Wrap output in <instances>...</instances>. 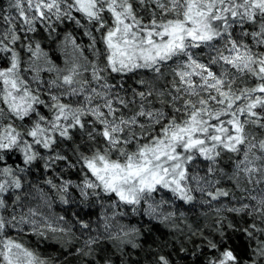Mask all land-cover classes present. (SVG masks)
Segmentation results:
<instances>
[{
    "label": "snow or ice",
    "instance_id": "snow-or-ice-1",
    "mask_svg": "<svg viewBox=\"0 0 264 264\" xmlns=\"http://www.w3.org/2000/svg\"><path fill=\"white\" fill-rule=\"evenodd\" d=\"M76 191L96 221L55 210ZM184 206L213 217L187 225L204 264H264V0H8L0 264H55L47 241L96 264L142 247L129 214L177 228Z\"/></svg>",
    "mask_w": 264,
    "mask_h": 264
},
{
    "label": "trees",
    "instance_id": "trees-1",
    "mask_svg": "<svg viewBox=\"0 0 264 264\" xmlns=\"http://www.w3.org/2000/svg\"><path fill=\"white\" fill-rule=\"evenodd\" d=\"M8 7V0H0V9H6ZM7 13L5 12L4 15ZM34 175H41L39 172ZM75 172L69 174L68 177L76 178ZM84 208L80 204H69L63 205L62 211H67L68 214L72 212H78L85 219L89 216L93 220L98 213V207L87 206ZM144 218V217H143ZM139 226L143 225V236L140 241L142 247L139 249H126V255L128 256L127 262L129 264H154L155 254L159 252L170 253L171 259L174 264H204L205 257L204 254L199 251L200 247H203V243L199 238H195V242L187 245L188 249L185 251H180L177 242L172 239L170 233L161 224L153 221H148L145 218H138ZM237 245L240 244L241 238L236 236L234 238ZM253 247V244L250 245ZM39 250L50 256L55 261V264H78L82 258H77L74 251L69 249H63L59 245L54 243H40ZM96 256L104 262L105 257H110L114 264H125L123 256L117 252L109 244L104 247H98L96 250Z\"/></svg>",
    "mask_w": 264,
    "mask_h": 264
},
{
    "label": "rangeland",
    "instance_id": "rangeland-1",
    "mask_svg": "<svg viewBox=\"0 0 264 264\" xmlns=\"http://www.w3.org/2000/svg\"><path fill=\"white\" fill-rule=\"evenodd\" d=\"M45 47L51 49L54 46L45 43ZM68 178H70V177H68ZM70 179H73L74 181H76V180L79 179V177L76 176V178H70ZM73 199L75 201L73 204H80L85 209L88 208L87 207V206H89L88 204L81 203L82 198L79 196L78 191H76V192L73 193ZM93 206L98 207V213L100 211H102V209L100 208L99 205L93 204ZM62 208H63V205H57L55 210L58 213H60V214L63 215V214H65V212L62 211ZM184 211L186 213L187 219L186 220L177 219L175 221V223L178 225L177 228L171 227L170 226L171 225V222H169V226H166L164 224H161V225L168 230V232L170 233L172 239L177 242V245H178L179 248H181L183 246V248L185 250H187L188 249L187 245L192 244V241H190L189 239H187V236L190 234L187 225L191 224L193 227H196L197 225H199L201 228H204L205 225H208L209 227H211V225L213 224V217L210 214L208 218H205L203 216V212L205 211L203 208H198V209L189 211L187 209V207L184 206ZM97 214H96L95 218H93V221H96L97 220ZM143 217L146 220H148V221L157 222L156 220H151L150 217H148L147 215H132V214H129V216L126 217L125 222L126 223L137 224V226H139V224H138L139 223L138 218L144 219ZM204 230H205V232L207 234L208 229L205 228ZM26 239L29 240L32 244H35L36 243L35 238L26 237ZM41 243H54V244H56L53 241H47V242H41ZM107 244H109L110 246H112L117 252H119L123 256V259H124L125 264H129L127 262L128 256L126 255V249L127 248H131L130 246L129 247H124L122 249H118V248L115 247V245L112 242H106V243L102 244L100 247H104ZM56 245H59V244H56ZM253 247H255V244L254 243H253ZM61 248H63V249H69V250L73 251V248L72 247H61ZM95 254H97V252ZM91 259L92 258H82V260H80L78 264H90ZM95 260H96V264H104V262H102L99 259V257L96 256V255H95ZM112 264H114V263L112 262Z\"/></svg>",
    "mask_w": 264,
    "mask_h": 264
}]
</instances>
